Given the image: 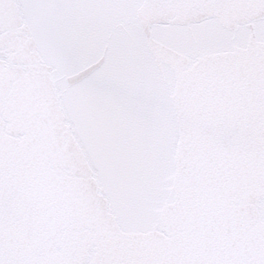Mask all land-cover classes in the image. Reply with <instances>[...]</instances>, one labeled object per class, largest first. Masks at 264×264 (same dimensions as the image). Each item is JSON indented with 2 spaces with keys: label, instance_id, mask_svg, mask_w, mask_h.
<instances>
[{
  "label": "snow or ice",
  "instance_id": "obj_1",
  "mask_svg": "<svg viewBox=\"0 0 264 264\" xmlns=\"http://www.w3.org/2000/svg\"><path fill=\"white\" fill-rule=\"evenodd\" d=\"M200 0H0V58L4 41L30 29L39 61L63 81L112 49L110 62L70 93L101 140L109 163V190L125 194L116 211L126 222L154 198L168 193L180 147H192V191L176 241L160 252L121 253L82 260L46 249L44 218L62 209L17 207L9 218L0 167V264H264V49L251 86L213 82L201 93L178 98L180 77L161 75L152 60L125 46L144 7L184 6ZM262 15L264 0H253ZM130 9L126 17L100 15ZM121 24L127 25L124 30ZM204 49L192 47L189 55ZM0 59V81L3 80ZM33 217L31 238L25 217Z\"/></svg>",
  "mask_w": 264,
  "mask_h": 264
},
{
  "label": "water",
  "instance_id": "obj_2",
  "mask_svg": "<svg viewBox=\"0 0 264 264\" xmlns=\"http://www.w3.org/2000/svg\"><path fill=\"white\" fill-rule=\"evenodd\" d=\"M130 9L100 15L126 17ZM139 26L125 46L152 60L161 75L180 77L178 98L201 93L213 82L238 80L251 86L253 69L264 49L259 37L261 13L253 0H200L184 6L144 7ZM121 28L128 29L121 24ZM0 81V167L3 169L9 218L21 204L31 209H62L44 218L46 249L70 251L82 260L113 254L160 252L173 244L185 219L192 191V147H180L169 176L165 199L154 198L131 214L116 211L125 194L109 190V163L99 135L70 93L111 60L112 49L63 81L54 67L39 61V44L30 29L4 41ZM192 47L204 49L189 55ZM33 217H25L31 238Z\"/></svg>",
  "mask_w": 264,
  "mask_h": 264
}]
</instances>
